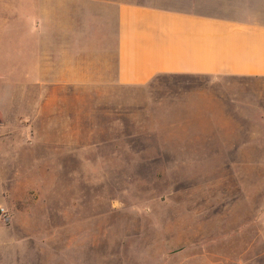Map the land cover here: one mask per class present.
I'll list each match as a JSON object with an SVG mask.
<instances>
[{
    "label": "rangeland",
    "instance_id": "1",
    "mask_svg": "<svg viewBox=\"0 0 264 264\" xmlns=\"http://www.w3.org/2000/svg\"><path fill=\"white\" fill-rule=\"evenodd\" d=\"M17 66L0 64V264H264V77L43 83L23 105Z\"/></svg>",
    "mask_w": 264,
    "mask_h": 264
},
{
    "label": "crops",
    "instance_id": "2",
    "mask_svg": "<svg viewBox=\"0 0 264 264\" xmlns=\"http://www.w3.org/2000/svg\"><path fill=\"white\" fill-rule=\"evenodd\" d=\"M158 2L42 8L37 0L30 6L19 0L10 8V0H0V42L16 36L19 43L17 54L0 51V64L18 60L10 71H17L21 104L31 91L26 87L39 92L43 83L144 85L164 74L264 77V8L246 0H229V8H202L201 0L172 7ZM3 88L0 103L7 99L14 107Z\"/></svg>",
    "mask_w": 264,
    "mask_h": 264
}]
</instances>
